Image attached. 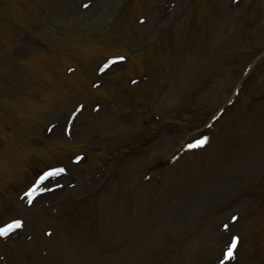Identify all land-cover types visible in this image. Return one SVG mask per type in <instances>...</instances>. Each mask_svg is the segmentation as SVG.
Segmentation results:
<instances>
[{
    "label": "rangeland",
    "instance_id": "obj_1",
    "mask_svg": "<svg viewBox=\"0 0 264 264\" xmlns=\"http://www.w3.org/2000/svg\"><path fill=\"white\" fill-rule=\"evenodd\" d=\"M62 2L0 0V264H264V54L188 139L264 52V0Z\"/></svg>",
    "mask_w": 264,
    "mask_h": 264
},
{
    "label": "snow or ice",
    "instance_id": "obj_2",
    "mask_svg": "<svg viewBox=\"0 0 264 264\" xmlns=\"http://www.w3.org/2000/svg\"><path fill=\"white\" fill-rule=\"evenodd\" d=\"M195 143V145H202L203 143H204V140L203 139H201V140H197V141H195L194 142ZM191 146V145H190ZM58 171H63V169H60V170H58ZM47 175V174H46ZM42 179H43V177H42ZM233 219L235 220V217H233ZM15 225H16V227H19V225H20V222L19 221H16L15 222ZM11 225L9 226V230L11 229ZM4 234H6L5 233V230H3V229H0V235H4ZM235 240H236V238L234 237L233 238V245H235ZM228 255H231V248L228 250Z\"/></svg>",
    "mask_w": 264,
    "mask_h": 264
}]
</instances>
